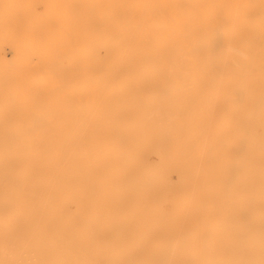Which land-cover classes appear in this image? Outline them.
Returning a JSON list of instances; mask_svg holds the SVG:
<instances>
[{
    "label": "bare ground",
    "instance_id": "1",
    "mask_svg": "<svg viewBox=\"0 0 264 264\" xmlns=\"http://www.w3.org/2000/svg\"><path fill=\"white\" fill-rule=\"evenodd\" d=\"M0 264H264V0H0Z\"/></svg>",
    "mask_w": 264,
    "mask_h": 264
},
{
    "label": "rangeland",
    "instance_id": "2",
    "mask_svg": "<svg viewBox=\"0 0 264 264\" xmlns=\"http://www.w3.org/2000/svg\"><path fill=\"white\" fill-rule=\"evenodd\" d=\"M39 9H42V4L39 3L38 4ZM189 144V150H188V157L190 159H192L191 162H195V165L197 163V151L200 149L201 147V141L198 137H192L190 142L187 143V145ZM162 159V156L160 153L156 152V151H151L149 154L147 155H143L140 156L136 169L140 174H145L147 173V170L151 167V166H156L158 164H160ZM173 196L172 192H168V197L169 199H171ZM183 224V225H182ZM182 225V226H181ZM187 225L189 226L191 229H194L196 226V220L194 219V221L192 220L190 221H185L182 217L178 219L177 223H176V230L179 231L181 229H183V227ZM143 228L146 229V226L143 225Z\"/></svg>",
    "mask_w": 264,
    "mask_h": 264
}]
</instances>
